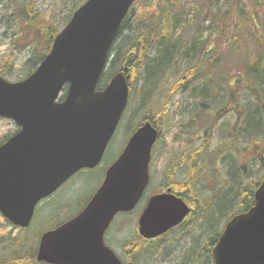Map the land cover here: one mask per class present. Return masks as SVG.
<instances>
[{"label":"water","instance_id":"1","mask_svg":"<svg viewBox=\"0 0 264 264\" xmlns=\"http://www.w3.org/2000/svg\"><path fill=\"white\" fill-rule=\"evenodd\" d=\"M136 1H85L32 74L15 82L0 74V117L19 127L0 145V213L13 225L28 228L40 201L102 161L129 102L130 75L124 69L103 89L97 85ZM161 134L151 121L135 129L84 208L40 234L38 261L125 264L105 236L115 217L133 211L144 196ZM190 212L172 189L153 195L139 218V233L157 238ZM212 255L214 264H264V178L250 208L225 223Z\"/></svg>","mask_w":264,"mask_h":264},{"label":"trees","instance_id":"2","mask_svg":"<svg viewBox=\"0 0 264 264\" xmlns=\"http://www.w3.org/2000/svg\"><path fill=\"white\" fill-rule=\"evenodd\" d=\"M85 1L68 0V3L72 5V10L61 25H57L37 9V0H9L7 4L3 2L2 6L10 12H0V20L9 21L12 18L15 21L19 20L22 23H17L20 28L19 33L31 35L27 43L32 51L24 64L25 72L17 78V81L26 78L36 70L51 51L57 34ZM212 1L206 0L207 9L203 13V19L208 14L206 20L209 22L207 26L210 30L209 36L192 38L186 43L177 34L175 26L177 19L173 12L170 16L147 15L132 24L131 8L110 49V60L98 83V89H103L108 83V78L110 80V76L114 75L115 69L118 71L127 69V74L135 76L138 82V94L141 92L139 97L142 99L140 103H136V106L138 110L145 112L143 122L149 120L154 124L155 120H158V124H166L171 118L170 122L176 123L178 130L183 134H186L185 130L189 125H194L204 132V141L192 144L185 142L187 148L180 153L179 163L176 162L177 171H173V177L178 178V182L165 183V187L174 185L175 188V185H178L180 188L177 191L178 194L193 205L189 217V219L192 218V222L187 219L167 234L193 222L197 225L202 223L201 225L207 228L203 240L199 242V239H196L195 242L198 243L192 249V257L187 256L182 263L178 264H214L212 249L225 223L234 214L250 208L254 193L264 178V145L261 147L262 140L264 141V0H254L248 11H243L238 5L236 9L233 8V0ZM8 7L12 9L9 10ZM238 14L240 19L237 20L236 15ZM174 21L175 24H173ZM231 22L234 23L235 30L241 28L244 23L245 31L252 42L250 60L243 65L242 73L232 75L219 72L217 75H212L209 66L213 63L219 44L213 38L219 37L221 42H225L226 38L235 37L237 34L231 33ZM120 38L122 41L115 48ZM8 62L5 61L6 65L1 68V75L4 77L13 76ZM182 64L190 65L185 77H193L201 86L200 89L192 90L191 96L183 100L178 110L172 113L167 110V106L172 104L171 97L179 93L178 86L182 85V82L178 85L177 83L180 79L173 83L174 85L172 84L173 87L167 95L162 89H158L154 97L149 99V91L150 88L158 86L160 78L171 77L170 73ZM181 80L184 81V77ZM67 87L68 85L65 92ZM130 89H132L131 85ZM134 97L137 98L136 95ZM147 97L148 100H146ZM162 98H164V104L160 107ZM153 109L155 113H152ZM229 113L234 116L235 124L228 132L226 142L221 141L227 155L221 161L218 159V166L214 159L222 152H213L217 144L213 145L212 139H215L214 130L219 119ZM239 122L247 129L246 131L242 132L239 129ZM7 138L9 137H6L3 142ZM159 142L160 139L157 144ZM181 142L183 140H178V143ZM238 142L243 144L240 146ZM234 149L236 154L239 153V158L234 157ZM247 151H249L248 158L242 162L241 153ZM257 164L259 168L256 167ZM217 167L221 170L222 180L220 182H214L218 179ZM150 195H146L143 205ZM140 207L141 205L132 213H126L127 215L120 214L117 218L136 214ZM215 213L218 214L216 222H214ZM0 219L12 224L1 213ZM133 219V226H135V218ZM62 221L64 220L52 222L47 228L34 234L32 238L27 236L29 233L27 235H13L12 233L2 235L0 237V264H47L36 258L40 234ZM13 228L20 229L21 233L30 229L19 228L15 225ZM117 229L118 226L113 228V234ZM162 237L143 240L133 233L130 240L135 243L131 245L132 248L127 250L123 247L122 251L118 245V252H116L126 264H139L137 257L142 254V248H135L137 242L140 240L144 243L157 242ZM119 241L123 240L118 233Z\"/></svg>","mask_w":264,"mask_h":264},{"label":"rangeland","instance_id":"3","mask_svg":"<svg viewBox=\"0 0 264 264\" xmlns=\"http://www.w3.org/2000/svg\"><path fill=\"white\" fill-rule=\"evenodd\" d=\"M8 1L9 0H0L1 13L8 11L2 6L3 2L7 4ZM215 1L216 0H213L212 2ZM233 1V8L236 9L238 5L243 11H248L252 7V2L254 0ZM205 3L206 0H138L131 10L132 24H134L137 19L142 20L145 16L147 17V15H154L155 17L159 15L170 16L171 12H173L177 19V24L175 25L177 27V34L183 38L185 43L192 38H205L210 34V30L207 28L209 22L206 20L208 14L203 19V13L207 9ZM8 9L11 10L12 8L8 7ZM37 9L44 13L48 19L53 20L57 25H61L66 19L67 14L72 10V5L68 3V0H37ZM236 18L237 20L240 19L239 14L236 15ZM147 19L149 21V17ZM17 23L22 24L19 20L15 21L13 18L9 21L5 19L0 20V73L1 68L6 65L5 61H9L8 64H10L13 74L12 77H5L9 81H17V78L24 74V64L32 51V48L27 43L31 35L19 33L20 28H18ZM173 24H175V21ZM230 27L231 33L237 34L235 37H228L225 42H221L219 37L213 38L219 44L214 54L215 58L213 63L209 66L212 75H217L219 72H226L232 75L242 73L243 65L250 60L249 55L251 54L250 48L252 47V42L245 31L244 23H242L241 28L237 30L234 29V23L232 22L230 23ZM124 33H126V31H124ZM26 34L27 36H25ZM121 41L122 39L115 44V48L119 46ZM188 66L190 65L182 64L170 73L171 77L160 78L158 81L160 85L158 84L156 88H150L149 99L154 97L153 95L158 89H162L165 95H167V92L173 87V83H176L180 79L177 83L178 85L182 82V85L178 86L179 93H175L171 97L172 104L167 106L169 112L174 113L176 109L178 110V106L182 105V101L191 96V91L200 89L201 86L193 77H185L187 69L189 68ZM114 71L113 74L119 72L118 70ZM182 77H184V81L181 80ZM109 81L108 78L107 82L109 83ZM129 82L132 86L129 104L116 133L109 143L101 164L97 166V168H85L80 170L54 194L41 201L37 206L33 223L29 227V231L27 230V232L21 233L20 229L13 228L12 224L5 223L0 219V237L2 235H8L9 233L13 235H27V233H29L27 236L32 238L34 234H38L52 222L70 218V216H72L71 214L74 215L83 207L87 200L91 198L99 185L105 164L112 161L119 154L125 146L130 134L143 122L145 112H143V110H138L136 106V103H140L142 99V97H139L141 92L138 94V82L136 77L130 75ZM134 95L137 96L136 99ZM164 98L160 101V107L164 104ZM133 99L135 100L133 101ZM146 100H148V97ZM152 111V113H155L154 109ZM170 119H168V123L166 124H158V120H155L156 125L162 130V134L160 142L155 148L151 166L153 191L159 190L161 186H163L162 184L178 182V178L173 177V171H177L176 162L179 163L178 160L181 158L180 153L186 150V143H199L204 141L205 138L203 136L204 132L197 129L194 125L188 126L185 130L186 134L181 133L176 123L172 124ZM234 124V116L232 113H229L227 116L219 119L215 126V139H212V142L213 145L217 144V148L213 152H222L220 156L214 159L218 166V159L221 161V159L227 155V152H224V144H222L221 141L223 140L226 142L228 139L227 134L233 129ZM247 127L249 126L247 125ZM239 129H241L242 132L247 130L243 125H240V122ZM17 131L18 126L13 121L4 118L0 119V143H2L6 137H10ZM178 140H183V142L178 143ZM238 144L241 146L243 143L238 142ZM263 145L264 141L262 140L261 147ZM253 147H256V145H253ZM248 153L249 151L241 153L240 160L242 162L247 160ZM234 157L239 158V153L236 154L235 149ZM256 167L259 168V164H257ZM217 168L218 179L214 182H220V180H222V177L220 178V167ZM175 189L180 190L178 185H175ZM140 212L141 210L136 214L126 217L121 216L115 220L111 229L118 226L119 237L123 240L122 242L119 241L118 244L115 245L116 247L114 246L116 250H118V245L121 247L122 251L123 247L127 250L132 248L131 245L135 243V241L131 242L130 240L133 233L136 234L137 237L139 236L137 220ZM133 218H135V226H133ZM217 219L218 214L215 213L214 222H216ZM189 222H192V218L189 219ZM199 223H201V221ZM201 224L197 225V223L193 222L188 226L185 225L181 229L174 230L165 235L157 242L144 243L142 240L138 241L135 248H142V254L137 257L139 264H178L182 263L187 256L192 257V249L196 246V243H198L195 242L196 239L198 238L199 242H201L207 232V228ZM128 228L130 230H128ZM112 241L114 244L117 243L116 239Z\"/></svg>","mask_w":264,"mask_h":264},{"label":"flooded vegetation","instance_id":"4","mask_svg":"<svg viewBox=\"0 0 264 264\" xmlns=\"http://www.w3.org/2000/svg\"><path fill=\"white\" fill-rule=\"evenodd\" d=\"M154 153V152H153ZM120 154V153H119ZM119 154L112 160V161H110V162H108L107 164H105V166L103 167V175H102V177H101V180H100V182H102L103 181V179H104V176H105V173H106V170L108 169V167L117 159V157L119 156ZM104 158V157H103ZM103 160V159H102ZM102 162V161H101ZM101 164V163H100ZM99 164V165H100ZM98 165V166H99ZM95 168H97V167H95ZM163 186H161V188L159 189V190H157V191H153L152 190V172H151V181H150V184H149V187H148V189H147V191L146 192H148V194H151L150 195V197H152L153 195H156V194H160V193H163V192H167L168 191V189H172L179 197H181L179 194H178V190L177 189H175L174 188V186H170V185H168V187H165V184H162ZM149 190H150V193H149ZM183 198V197H182ZM184 199V201L189 205V207L191 208V210L193 209V205H192V203L190 202V201H188V200H186L185 198H183ZM143 200V199H142ZM146 205V204H145ZM144 205L142 204L141 205V211H142V209H144ZM141 213L142 212H140V214H139V217H140V215H141ZM125 215H127V214H125ZM191 216V212H190V214H189V216H187L186 218H185V220H187V219H189V217ZM139 217H138V220H137V222H139ZM184 220V221H185ZM183 221V222H184ZM115 222V221H114ZM114 223H112V225H113ZM112 225H111V227L109 228V230H108V232L106 233V242L109 244V245H111V246H115V245H117L118 244V229L115 231V234H113V229H111L112 228ZM179 226V225H178ZM138 227H139V223H138ZM177 227V226H176ZM176 227H174V228H176ZM173 229V228H172ZM140 237V236H139ZM141 238V237H140ZM116 239V241H117V243L116 244H114L113 243V241L112 240H115ZM142 239V238H141ZM116 247V246H115ZM122 255H124V253H122Z\"/></svg>","mask_w":264,"mask_h":264}]
</instances>
